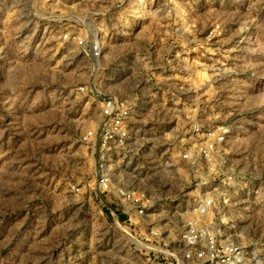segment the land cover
Returning <instances> with one entry per match:
<instances>
[{"label":"rangeland","instance_id":"1","mask_svg":"<svg viewBox=\"0 0 264 264\" xmlns=\"http://www.w3.org/2000/svg\"><path fill=\"white\" fill-rule=\"evenodd\" d=\"M212 258L264 264V0H0V264Z\"/></svg>","mask_w":264,"mask_h":264},{"label":"built area","instance_id":"2","mask_svg":"<svg viewBox=\"0 0 264 264\" xmlns=\"http://www.w3.org/2000/svg\"><path fill=\"white\" fill-rule=\"evenodd\" d=\"M12 1V0H2ZM100 52L99 40H91L88 45V53L92 59L97 60ZM101 116L103 118L112 117L110 126L114 128H119L120 131H116L120 139L124 138V131L122 128L125 127V121L128 116V107L127 105L121 102H107L102 106ZM108 122L104 123L106 126ZM104 126V127H105ZM106 141V140H104ZM105 143V142H104ZM186 158V156H185ZM122 179L118 180L111 174L109 169L104 168V164L100 166L99 178H98V187L102 193L105 195H110L115 202V205L119 208L121 215L125 217V221L129 225H134L135 223H144L143 218H149L150 215L147 213L153 208L142 193L134 192L132 189H129L127 186H124L121 182ZM200 213H204V205H199ZM192 231V230H191ZM155 231L150 229L148 236H155ZM207 254L216 255V244L211 243L206 247ZM201 254L205 256V249L201 251ZM202 256V255H200ZM204 264V262H202ZM210 264H216V260L210 259Z\"/></svg>","mask_w":264,"mask_h":264},{"label":"bare ground","instance_id":"3","mask_svg":"<svg viewBox=\"0 0 264 264\" xmlns=\"http://www.w3.org/2000/svg\"><path fill=\"white\" fill-rule=\"evenodd\" d=\"M105 167V166H104Z\"/></svg>","mask_w":264,"mask_h":264}]
</instances>
